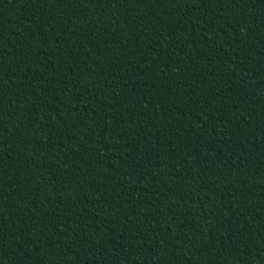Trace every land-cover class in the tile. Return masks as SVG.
Masks as SVG:
<instances>
[{"label":"trees","instance_id":"16d2710c","mask_svg":"<svg viewBox=\"0 0 264 264\" xmlns=\"http://www.w3.org/2000/svg\"><path fill=\"white\" fill-rule=\"evenodd\" d=\"M0 264H264V0H0Z\"/></svg>","mask_w":264,"mask_h":264}]
</instances>
